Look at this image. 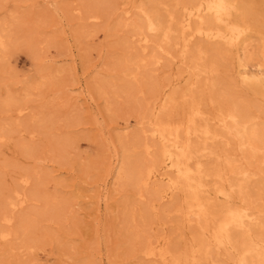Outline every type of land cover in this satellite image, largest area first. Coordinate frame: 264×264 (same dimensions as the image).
<instances>
[{
    "label": "bare ground",
    "instance_id": "1",
    "mask_svg": "<svg viewBox=\"0 0 264 264\" xmlns=\"http://www.w3.org/2000/svg\"><path fill=\"white\" fill-rule=\"evenodd\" d=\"M239 1L148 0L139 4L132 2L130 7L137 9L135 17L127 22L130 10L126 8V17H121L117 23V28L122 27L127 30L121 42L128 43L127 48L134 49L133 53L126 54L121 60L123 68L120 71V77L119 65H117L115 67L117 71L114 69L115 74L107 72L98 81H93V84L92 82L86 85L81 83L78 86L79 95L83 100H88L89 94L90 97L93 96L92 93L97 94L106 102L107 111L111 110V105L119 97L117 83L119 79L131 78L133 81L128 82L125 89L121 90L129 100L131 98L137 101L138 97H141L137 101L139 109L136 110V116L138 123L143 126L141 125L138 131L129 136L130 143L123 145L122 158L121 156L120 159L116 158L113 166V172H115L113 184L120 187L129 186L135 200L144 202V206H139L136 203L132 204L129 200L123 213V221L127 229H130V238L134 240H132L133 243L128 244L129 248L127 247L130 253L135 257L139 256L148 260L150 264H224L226 261L218 258L219 250H223L226 259L233 264H264V227L258 221H253L255 215L250 210L249 202V198H253L249 193V183L252 184L253 178L258 176L259 167L264 168V117L258 115L261 112L264 113V107L261 106L263 105L261 102L256 104L255 99L254 101L252 98H245L244 92L240 94H237V91L233 92L235 84H233V91L230 89L232 92L226 91L225 89H229L228 85H222L219 81L223 78L221 76L216 78L220 67L235 56L238 68L236 73L241 80V86H244L245 91L251 92L254 97H264V33L258 34L261 37L258 39L259 42L256 41L259 51L256 58L252 55L257 61V68L255 73H251L247 66L250 62L248 60L250 47L247 41L251 32L256 30V24L253 13L251 14V11L247 13ZM63 3L65 5L61 6L63 14L65 8L69 11L74 10L69 7L71 4H67L66 0H63ZM163 5L168 6L164 14L159 12V7ZM117 6L116 0L94 2L79 0V12H81L79 19L84 23L89 19H99L104 17L103 12L110 14L117 9ZM36 23L34 28L38 29ZM80 28L75 33L78 39H81V34L89 31H85L83 25ZM13 39V30H7L1 21L0 59L14 42ZM41 41L43 39L38 38L36 43L39 44ZM46 41L51 43L53 39L49 37ZM27 47L29 55H32L33 59L37 58L38 53L36 54L35 47L31 43ZM167 58H178L184 64L190 78L185 87L179 85L184 87L183 90L177 92L172 89L170 93L163 96L164 85L154 83L155 81L147 82L151 78L148 69L151 65H160L162 60ZM251 62L254 61L251 60ZM61 73L62 69L59 67L45 66L40 73L23 83L25 94L37 91L38 95V92L44 93L51 88V90L55 89L54 97L59 95L58 98L61 99L65 86L59 78ZM203 90H206L204 95L208 94L207 92L212 94L205 96L208 100L201 99L202 97L197 95ZM219 90L224 93H219ZM242 94L245 95L241 96ZM76 97L78 96L63 99L76 100ZM179 97L184 98L183 100L187 97L182 105L177 104ZM21 99L22 97L9 92L0 93L1 118H7L8 112H12L15 116L14 120L9 119L6 125L0 120V140L13 139L19 128L26 131L28 129L30 134L36 132L42 137L39 138L46 141L47 150L53 153L56 163L64 162L65 155L68 154L66 151L73 146L74 135L68 133L61 137L49 136L48 131L52 130L53 122L39 112H34L32 116L21 121L20 115L25 110L20 104ZM159 102V113L153 116L148 115ZM48 103L51 106L54 104L53 101ZM211 119L214 120V126L213 122L210 123ZM221 138L225 143H234L241 158L236 153H221V151L218 153L212 144ZM40 146L30 139L15 141L16 149L30 157H37ZM137 151H141L142 155L139 156ZM130 154L134 155L133 158H130ZM202 155L212 157L214 160L204 165L200 159ZM10 160L7 164L5 163L7 166L3 161V166L13 165ZM18 166L22 167L20 164ZM10 168L14 169L12 166ZM15 171L16 169L14 174ZM19 171L18 169L16 171L20 174L18 179L14 181L12 178L15 185L12 184L13 186L10 187L5 186L4 184L8 181L4 183L5 179L0 177V259L8 257V263H11L10 251L14 249V246L8 243L17 236L23 237L26 253H30L29 250L34 247L33 245L42 243L44 247L47 245L46 242L61 241L56 238L57 235L51 233L44 234L45 237L47 236L46 239H40L37 236L27 240L25 235L34 229L35 221L33 224V218L30 216L31 219H29L28 213L14 214L16 208L27 201L39 200L42 203L41 209L38 207L39 210L36 211L33 207L36 211V214H33L39 218L48 217L58 220L77 203L72 202L73 198L78 196L71 191L70 195L66 196L58 189L49 193L42 190L41 186L44 185L46 178L52 175L50 172L45 173L35 167H22ZM263 171L261 170L260 173ZM258 178L254 181V188L258 190L254 200L256 197L264 199V178ZM208 179L212 180L209 182L211 184H208ZM30 181L33 182V188L27 192L25 186ZM46 182L45 184H48L49 181ZM54 183L60 186L63 181L55 179ZM209 191L224 197L237 193L244 205L233 206L227 201L215 204L207 197ZM251 191L253 192V189ZM164 198H172V204L163 210L164 214L173 213L181 217L183 221H190L189 216L193 214L198 226L197 230L191 233V239H185L180 247L176 245L177 242L168 243L165 238L159 239L155 237L156 235H149V229L146 231L145 228L146 223L148 224L149 211L153 209L155 202ZM84 260L80 264L92 263ZM29 261L34 263V258ZM77 261L78 259L71 264H77ZM0 264H3V261H0Z\"/></svg>",
    "mask_w": 264,
    "mask_h": 264
},
{
    "label": "rangeland",
    "instance_id": "2",
    "mask_svg": "<svg viewBox=\"0 0 264 264\" xmlns=\"http://www.w3.org/2000/svg\"><path fill=\"white\" fill-rule=\"evenodd\" d=\"M66 1L67 4H71L69 7L74 8V10L72 9L69 11V9L66 10L65 8L63 14L61 9V6L64 5L63 0H0V22H3L7 30H13L14 38V42L11 43L4 52L2 59H0V93L9 92L12 95L22 97L20 104L25 110L20 115L21 121L32 116L34 112H39L53 122L52 130H50L51 132L48 131L50 133L49 136L61 137L69 133L75 137L73 146L66 151L68 154L66 153L64 162L57 161L58 163H56V160L53 158V153L47 150L46 141H43L41 136L36 132L30 134V130L28 129L26 131L25 129L19 128L17 135L13 139L0 140V177L5 179V181L3 180L4 183L8 181L4 185L10 187L15 185L14 181L20 176L18 172H20L19 170H21L22 167H35L45 173L50 172L52 174L50 178H46V181L49 182L45 184L47 183L45 181L44 185L41 186L42 190L48 191L49 193L58 189V191L66 196L68 194L70 195L71 191L75 194L77 193L79 196L73 198L72 203H77L74 204L72 208L70 207L68 213L66 212L67 214L61 216L58 220L48 217L39 218L34 215L36 211L41 209L42 203L39 200L27 201L22 206L16 208L14 214L18 215L23 212L28 213V218L34 219H32L33 224V221H35L34 229L25 235L27 240H30V237L33 238L37 236V238L46 239L47 236L45 237V235L51 233L57 235L56 238L61 241L59 243L45 241L47 245H44V247L42 243L33 245L34 247L29 250L30 253H26V249L23 247L25 242L23 237L17 236V239L15 238L12 242L8 243L14 246L9 256L11 263H8V257L7 259H0V261H3V264H71V262L78 259L76 263L80 264L81 261L85 259L86 262H92L91 264H150L148 260L147 262L146 259L139 256L135 257L130 253L128 244L131 242L133 243L134 240L130 238V229H127L123 221V213L126 209V203L129 200L132 201V204L136 203L139 206H144V202L135 200L132 189H130L129 186L120 187L113 184L115 181L113 166L115 165L116 158H122L123 152L121 151H123V145L130 143L131 137L129 136L143 126L138 123L136 116V110L139 107L137 101L140 100L141 97L139 96L137 101H135V99L133 101L131 98L129 100L121 90L125 89L128 82L130 83L133 81L131 78H125V80L119 79V81H117L119 85V97L115 99L114 103L111 105V110L107 111L104 99L92 93L93 96L90 97L89 94L88 100L85 101L79 95L80 90L78 89L81 83H85L86 85L92 82L91 84H93V81H98L99 78H102L107 72L115 74L117 71L115 67L117 65H119L120 77V71L123 68L121 60L126 54L129 55L133 53L134 49L127 48L128 43L123 44L121 42L126 36L127 30L122 27L117 28L118 20L121 19V17H126L125 9L127 8L130 10V17L127 20V22H129L135 17L137 11L136 8L130 7V5L134 2L139 4L148 0H135L134 2L132 0H116L119 7L117 6L115 11L112 13L110 12V14L105 11L103 12L104 17L96 20L89 19L86 23L79 19L81 15V12H79V0ZM94 1L96 0H93V2ZM119 3H123V5ZM239 3L247 13L251 11L250 13H253L252 15L255 18L256 30L251 32V36L248 39L249 41H247L249 43L248 47L250 48L248 49L251 55L250 57L248 53V60L250 62L251 60L254 61L251 63L248 62L247 66L249 72L255 73L257 61L253 59L252 55H254V58L257 57V51H259V49L257 48L256 41L259 42L258 39L261 38L259 36L260 33H264V25H262L264 24V0H240ZM167 9L168 6L163 5L159 7V12L164 14ZM65 14L67 16H65ZM36 22H38V24ZM35 23L38 29L34 28ZM82 25L85 31H89H86V33L83 32L84 34H81V39H78L75 33L78 31V28L81 29L80 27H82ZM93 28H96L97 31ZM259 30L260 32H258ZM48 36L52 37L53 42L49 43L46 41V39L49 38ZM38 38L43 39L39 44L36 43ZM28 39H31L30 42ZM27 42L35 47V52L36 54L38 53L37 58L33 59V57H31L32 55H29L27 50L29 44L27 45ZM255 52L256 54H254ZM241 57H243V55H241ZM231 58L220 67L221 69L217 71L216 78L218 79L220 76L223 78L219 81L222 85H228L227 88L229 87V89H225L226 91L232 92V88L234 89L235 87L233 92L236 93L237 91V94L244 92L246 95L242 94L241 96L245 95L247 99H255L256 101H254L256 104L261 102L263 104L261 106L264 107V97H254L251 92L245 91L246 89H244V86H241V80L236 73L238 69L237 59L235 56ZM47 65L62 69L59 78L63 81L65 86L63 87L64 92L62 96L60 94L62 97L61 99L58 98L59 95L54 97L55 89L51 90V88L45 90L44 93L38 92V95L37 91L25 94L23 90V83L30 80L32 76L40 73ZM114 69L116 71H114ZM149 69L148 74L151 78L148 79L150 82H147L153 83V81H155L154 83L157 82L161 83L162 86L164 85L162 88L163 96L170 93L172 89L180 92L184 89L190 78L188 72L185 70L184 64H182L178 58L164 59L160 65H151ZM220 74L224 75L226 78ZM230 81L232 82L230 83ZM233 84H235V86ZM179 85H183L184 87ZM240 90H242V92ZM205 92L206 90H203L198 92L197 95L200 98L202 97L201 99H206V95H212L209 92L204 95ZM220 92L224 93V91L219 90V93ZM57 93L59 94V92ZM73 96L78 97H76V100L73 98L68 100L63 99ZM183 99L184 98L179 97L177 99V104L182 105L185 103L187 97L185 100ZM49 101L54 102L52 105L54 107L48 103ZM159 105L160 102L148 115L153 116L158 114ZM141 109L143 110V108ZM8 114L9 116L7 118H1L0 114V120L4 122L5 125L9 119L14 120L15 118L12 112H8ZM262 114L264 113L261 112L258 115L264 117ZM212 122L214 126V120L211 119L210 123ZM124 127L126 128L123 129ZM16 139L23 141H29L30 139L37 142L39 146L41 143H43V145L40 146L41 148L37 157H30L16 149ZM11 140H13V142H11ZM212 145L217 149L218 153H220V151L221 153H236L239 157V150H237L238 148L232 142L225 143L221 138L214 141ZM137 153L139 156L142 155L141 151H137ZM133 156L134 155L130 154V158H133ZM200 159L204 165L214 160L212 157L209 158L204 155H202ZM9 160L13 165H9L8 168L6 164ZM3 161H5V167L3 166ZM19 164L22 167H19ZM11 166L14 167L13 170L10 168ZM15 169L16 171L18 169V172L16 173L15 171L14 174L13 172ZM261 170L263 171L264 168L260 166L258 170L259 173H257L259 178L257 176L251 181L252 184L249 183V193L253 198L258 193V190L254 188V181L257 178L260 179V177L261 179L264 178V171L260 173ZM14 175L17 177H13ZM12 178H14V181ZM55 179L62 180L63 184L56 186L54 183ZM210 181L212 180H207L208 184H211L209 183ZM32 188L33 182L30 181L25 186V190L29 192ZM252 189L253 192L251 191ZM209 192V196L207 195V197L215 204H221L227 201L233 206L244 205L243 202L240 201L237 193H232L228 197H224L222 195L213 194L211 193L212 191ZM253 198H249L250 210L255 215H252V217L254 216L253 221H258V223L262 224L264 227V199H257L256 197L254 200ZM171 204L172 198H164L155 202L153 209L148 213V224L146 223L145 228L146 231L149 229V235H156L155 237L159 239L165 238L168 243L172 241V243L175 244L177 242L176 245L180 247L184 244L185 239H191V233L197 230L198 226L194 221L193 214L189 216L190 221H183L181 217L173 213L164 214L163 210L168 208ZM177 232H179V234H177ZM112 254L116 255L113 256ZM33 258L34 263L29 261L30 259L33 260ZM218 258L222 261L225 260L226 264H233L226 259V254H224L223 250H219Z\"/></svg>",
    "mask_w": 264,
    "mask_h": 264
}]
</instances>
